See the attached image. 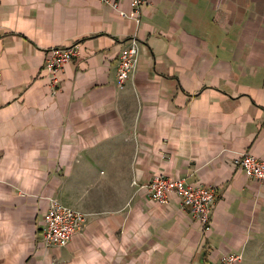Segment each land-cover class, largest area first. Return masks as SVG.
Instances as JSON below:
<instances>
[{
  "label": "crops",
  "instance_id": "0c3cea01",
  "mask_svg": "<svg viewBox=\"0 0 264 264\" xmlns=\"http://www.w3.org/2000/svg\"><path fill=\"white\" fill-rule=\"evenodd\" d=\"M122 8L0 0V264H259L264 181L234 158L264 157V0ZM76 44L52 93L46 55ZM158 172L215 187L209 231L175 193L151 197ZM51 197L90 214L65 246L43 243Z\"/></svg>",
  "mask_w": 264,
  "mask_h": 264
},
{
  "label": "built area",
  "instance_id": "2783aa9c",
  "mask_svg": "<svg viewBox=\"0 0 264 264\" xmlns=\"http://www.w3.org/2000/svg\"><path fill=\"white\" fill-rule=\"evenodd\" d=\"M111 6L121 15L128 13L122 8L128 2L134 9L139 21L140 8L149 0H99ZM78 53V44L70 47H54L46 55L43 71L50 75L52 93L56 92L65 64ZM140 57L139 42L132 38L122 48L118 64L116 82L123 86L136 72ZM1 75V73H0ZM234 164L247 176L264 181V157H258L249 151H243L234 158ZM137 184L136 180L133 181ZM151 197L160 203L168 204L171 193L181 200L183 208H188L193 217L202 225L204 231L211 229V211L216 204L217 191L214 186L204 183H188L184 178H172L162 172L155 173L151 181L144 185ZM89 213L75 209L51 197L48 208L43 213V243L48 246H65L73 236L84 227ZM241 255L227 254L222 264H236Z\"/></svg>",
  "mask_w": 264,
  "mask_h": 264
},
{
  "label": "rangeland",
  "instance_id": "374dc122",
  "mask_svg": "<svg viewBox=\"0 0 264 264\" xmlns=\"http://www.w3.org/2000/svg\"><path fill=\"white\" fill-rule=\"evenodd\" d=\"M259 264H264V254L261 255Z\"/></svg>",
  "mask_w": 264,
  "mask_h": 264
}]
</instances>
